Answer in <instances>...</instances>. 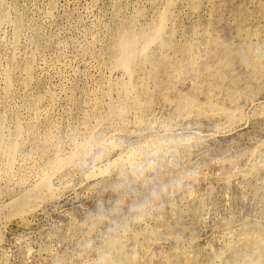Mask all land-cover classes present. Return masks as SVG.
Returning a JSON list of instances; mask_svg holds the SVG:
<instances>
[{"label":"rangeland","instance_id":"obj_1","mask_svg":"<svg viewBox=\"0 0 264 264\" xmlns=\"http://www.w3.org/2000/svg\"><path fill=\"white\" fill-rule=\"evenodd\" d=\"M0 264H264V0H0Z\"/></svg>","mask_w":264,"mask_h":264},{"label":"bare ground","instance_id":"obj_2","mask_svg":"<svg viewBox=\"0 0 264 264\" xmlns=\"http://www.w3.org/2000/svg\"><path fill=\"white\" fill-rule=\"evenodd\" d=\"M146 95V94H145ZM29 192V191H28Z\"/></svg>","mask_w":264,"mask_h":264}]
</instances>
